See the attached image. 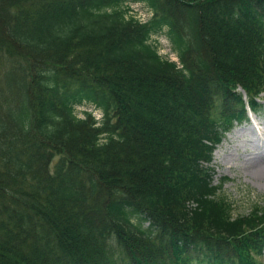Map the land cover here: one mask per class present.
<instances>
[{
  "label": "trees",
  "instance_id": "obj_1",
  "mask_svg": "<svg viewBox=\"0 0 264 264\" xmlns=\"http://www.w3.org/2000/svg\"><path fill=\"white\" fill-rule=\"evenodd\" d=\"M263 92L264 0H0V264H261L210 164Z\"/></svg>",
  "mask_w": 264,
  "mask_h": 264
},
{
  "label": "rangeland",
  "instance_id": "obj_2",
  "mask_svg": "<svg viewBox=\"0 0 264 264\" xmlns=\"http://www.w3.org/2000/svg\"><path fill=\"white\" fill-rule=\"evenodd\" d=\"M130 7L131 13L143 21L152 16L144 2H132ZM152 40L159 43L162 54L171 49L165 33L153 36ZM169 56L172 58V54ZM262 96L260 112L250 113L251 121H245L227 134L210 164L214 168V183L226 178L219 193L232 201L234 215H245L254 205L264 203V93ZM84 110L92 111L97 118L102 116L101 110L91 103L76 107L79 116H83ZM261 259L264 263V257Z\"/></svg>",
  "mask_w": 264,
  "mask_h": 264
},
{
  "label": "bare ground",
  "instance_id": "obj_3",
  "mask_svg": "<svg viewBox=\"0 0 264 264\" xmlns=\"http://www.w3.org/2000/svg\"><path fill=\"white\" fill-rule=\"evenodd\" d=\"M167 36V35H166ZM168 38V37H167ZM169 39V38H168ZM172 44V43H171Z\"/></svg>",
  "mask_w": 264,
  "mask_h": 264
}]
</instances>
